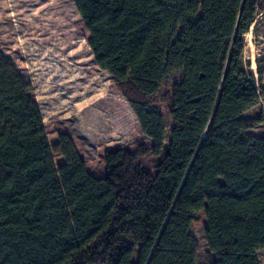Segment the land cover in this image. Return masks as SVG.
Listing matches in <instances>:
<instances>
[{"label":"trees","instance_id":"trees-1","mask_svg":"<svg viewBox=\"0 0 264 264\" xmlns=\"http://www.w3.org/2000/svg\"><path fill=\"white\" fill-rule=\"evenodd\" d=\"M69 1L146 140L91 158L0 51V264H261L264 135L243 118L260 102L243 61L255 3Z\"/></svg>","mask_w":264,"mask_h":264},{"label":"rangeland","instance_id":"rangeland-1","mask_svg":"<svg viewBox=\"0 0 264 264\" xmlns=\"http://www.w3.org/2000/svg\"><path fill=\"white\" fill-rule=\"evenodd\" d=\"M250 1L255 3L256 14L243 36V61L259 89L260 102L243 118L252 125L249 133L264 135V0ZM0 51L32 85L43 121L63 120L91 158L96 157L99 143L134 150L137 142L146 140L126 100L115 90L114 77L95 67L73 2L0 0ZM177 79L176 74L168 75L164 91ZM166 108L163 103L157 106L168 130ZM155 161L150 152L140 158L149 167ZM204 229L200 215L190 226L198 242V262L207 252ZM258 258L264 264V250Z\"/></svg>","mask_w":264,"mask_h":264}]
</instances>
